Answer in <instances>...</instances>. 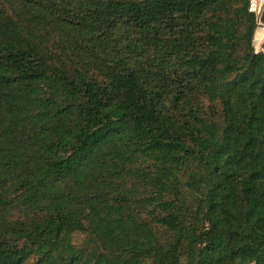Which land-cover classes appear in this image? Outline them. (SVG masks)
<instances>
[{
    "label": "trees",
    "instance_id": "1",
    "mask_svg": "<svg viewBox=\"0 0 264 264\" xmlns=\"http://www.w3.org/2000/svg\"><path fill=\"white\" fill-rule=\"evenodd\" d=\"M249 0H0V264H264V51Z\"/></svg>",
    "mask_w": 264,
    "mask_h": 264
},
{
    "label": "built area",
    "instance_id": "2",
    "mask_svg": "<svg viewBox=\"0 0 264 264\" xmlns=\"http://www.w3.org/2000/svg\"><path fill=\"white\" fill-rule=\"evenodd\" d=\"M249 10L255 15L256 29L253 38L255 52L264 51V0H249Z\"/></svg>",
    "mask_w": 264,
    "mask_h": 264
},
{
    "label": "water",
    "instance_id": "3",
    "mask_svg": "<svg viewBox=\"0 0 264 264\" xmlns=\"http://www.w3.org/2000/svg\"><path fill=\"white\" fill-rule=\"evenodd\" d=\"M255 53H257V52L254 51L253 54H255Z\"/></svg>",
    "mask_w": 264,
    "mask_h": 264
}]
</instances>
